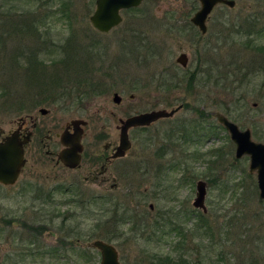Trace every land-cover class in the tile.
Wrapping results in <instances>:
<instances>
[{
	"label": "rangeland",
	"instance_id": "obj_1",
	"mask_svg": "<svg viewBox=\"0 0 264 264\" xmlns=\"http://www.w3.org/2000/svg\"><path fill=\"white\" fill-rule=\"evenodd\" d=\"M0 5L2 12L14 16L11 21L19 22L23 13L41 16L46 29H41L42 35L49 38L51 52L41 55L43 62H36L39 69L34 74L30 62H12L0 53V131L6 133L29 112L37 113L43 133L48 128L59 131L67 120L81 118L88 121L87 143L104 129L118 133L119 118L182 104L173 117L129 131L131 148L112 165L107 180H85L84 166L75 172L62 165L54 168L52 162L35 164L32 140L18 181L0 185V264L16 260L18 264H77V245L63 248L61 244L67 235L89 248L87 264H98L99 252L90 242L106 241L97 237L103 230L117 248L121 264H264V200L258 197L255 174L248 172L249 157L235 158V145L215 116L224 114L240 129L249 128L252 140L264 143V0H235L233 8H213L207 32L217 42H212L214 49L205 48L209 62H197L203 56L188 43V32L169 29L175 22L172 17L182 21L177 27L190 29L199 0H145L136 9L121 11L122 22L107 33L98 32L89 22L94 0H41L39 4L0 0ZM231 23L240 32L229 35ZM1 35L5 38L6 33ZM68 37L76 48L70 47L66 54ZM181 50L188 54L185 68L176 63ZM68 55L77 60L65 69L62 64L67 60L64 65H69ZM77 62H87L85 74L95 81L91 79L94 87L81 84L86 95L79 103L77 76H66L77 72ZM193 72L199 80L191 79L192 86L181 80ZM57 77L62 87L53 89ZM64 86L75 90L59 99ZM114 92L121 96L118 105L111 100ZM40 107L49 112L38 114ZM191 129L198 132L199 142L183 132ZM102 143L98 140L96 148ZM199 179L207 184V211L201 223L191 215L187 219L185 213L194 209ZM60 189H67L75 200L111 195L105 198L123 202L124 207L127 202L125 215L132 219L104 221L108 215L100 204L67 203L68 195ZM166 211L175 230H168V224L164 229L154 224ZM97 221L111 224L110 228L99 229ZM23 224L40 227L35 241L27 238L33 232ZM44 246L61 249L44 256Z\"/></svg>",
	"mask_w": 264,
	"mask_h": 264
},
{
	"label": "water",
	"instance_id": "obj_2",
	"mask_svg": "<svg viewBox=\"0 0 264 264\" xmlns=\"http://www.w3.org/2000/svg\"><path fill=\"white\" fill-rule=\"evenodd\" d=\"M144 0H94V10L89 16V22L95 30L101 33H107L120 24L122 20L121 10L137 7ZM200 8L191 17V22L204 33L206 31V19L214 6L224 4L229 8L235 5L234 0H199ZM177 62L185 67L186 57L180 55ZM121 97L117 92L112 95V101L118 104ZM181 106L171 110L159 109L148 112H142L129 116L121 120L119 133V145L115 156H123L130 147L128 138V129L137 126H148L152 122L162 117L172 116ZM42 114L47 109L40 108ZM217 121L226 129L231 141L235 145L234 156L240 159L243 156L249 157L248 172L256 176L258 196L264 199V143L252 140L249 128L240 129L236 123L229 120L225 115L217 112ZM73 132L63 131L59 135L60 142L65 149L59 153L61 161L70 168L77 166L81 150V125L86 124L82 119L72 120ZM28 143V134L19 139L15 132H10L0 139V183L4 185L14 184L19 177L25 163L24 147ZM195 198L192 205L205 211L206 182L197 180L195 186ZM91 247L100 252V261L98 264H120L118 253L115 247L103 240L96 239L91 242Z\"/></svg>",
	"mask_w": 264,
	"mask_h": 264
},
{
	"label": "flooded vegetation",
	"instance_id": "obj_3",
	"mask_svg": "<svg viewBox=\"0 0 264 264\" xmlns=\"http://www.w3.org/2000/svg\"><path fill=\"white\" fill-rule=\"evenodd\" d=\"M217 5H224V4H217ZM138 6H140V5H138ZM137 7H133V8H137ZM199 8H200V2H199ZM193 14H192V16H193ZM209 15H208V17L206 19V31L204 33H202L199 30V28L197 26H195L191 22V17L192 16L190 17V29H189V26L188 27L187 26L186 27H181V26L177 27L182 22V21L178 20L177 17H172V18H175V22L172 23V26L169 27L170 32L173 31V30H178L179 31L178 34H183L184 32H188V35H189V37H188V40H189L188 43L191 46L195 47V51L199 55H202L203 56L202 59L199 58V57H197V62H201L202 60L204 62H209V54H208V51H206L205 48L206 47H210V48L213 47L212 49H214L215 44H212V42L213 41L217 42V37L213 33L212 34L211 33L209 34L207 32L208 31L207 23H208V20H209ZM121 22H122V20H121ZM183 25H188V22L186 24H183ZM202 50H203V53H202ZM182 54L185 55L186 62L188 64V54L186 52H183L182 50L179 52V55L176 57V63L179 64L177 62V58L180 55H182ZM187 64H186V66H187ZM181 67L182 68H185L183 66H181ZM199 72H200V70H199ZM197 76L198 75H194V72H193V73L189 74V76L184 75V78L187 77L185 79H188L190 81H191V79H193L194 82H197L199 80ZM205 78L208 79L209 76H206ZM191 84H192V82H191ZM77 103H79V102L77 101ZM120 103H121V100H120V102L118 104H120ZM118 104H116V105H118ZM178 106H181V107L176 112H178L182 108V104H180ZM40 108H44V107H40ZM39 109L37 110L38 111V114L43 115V116L46 115L49 112V110L47 109V112L45 114H42L39 111ZM152 110H159V109H150V110H146V111H142V112H148V111H152ZM165 110H167V109H165ZM142 112H138V113H135L133 115H136V114H139V113H142ZM175 113L172 116L162 117V118H159V119H168V118H171V117H173L175 115ZM216 113H215V116H216ZM133 115H131V116H133ZM127 117H129V116H127ZM127 117H125V118H119L118 119V124L116 125V129H117L118 133L117 132L114 133V132H112L110 130H105L104 129V132L103 133H98L95 136H92V139L89 140L87 143H85L84 140H85L86 134H87L86 133V128H87V125H88V121L82 119V120H84L86 122V124L81 125V128H82V131H81V140H80L81 150L79 151L80 158H79V162H78L77 166L74 167V168L67 167L61 161V159L59 158L60 151L62 149H65V146H63L61 144V142H60L59 135L63 131H66L68 133H72L73 132L72 120H74V119H81V118H72V119L67 120L60 127V130L59 131L56 130V129H53V128H50V129L48 128L46 130V132L43 133V131L45 129H43V125L41 124L40 118L37 116V113L29 112V113H26L25 116L19 117L18 120L16 121V123L14 124V126L11 129H9L6 133L0 131V139L3 136H5L6 134H9L10 132H15L16 135H17V137L20 140L23 139V137L28 134V143L24 147V158H25L24 166L26 165V162H27V158L25 157V154L28 151L29 145L31 144V142L33 140V142H34V145H33L34 150L32 151L31 155L33 157V160H34L35 164H44V165H48L49 166V164L52 162V165H53L54 168H56L59 165H62L66 169H68V170H74L75 172H78V170L83 169L82 167L84 166V168H86V171H85L86 174L84 175V179L85 180L90 179L91 181H93V180H95L97 178H101L103 180H107V177L110 174V172L112 174V165L115 164V162H117L118 160H121L122 158H124L125 155L127 154V152L129 151V149L131 148V145L132 144H131V141H130V138H129V131L131 129L144 130L148 126L152 125L153 123H155L156 121L159 120V119H157L156 121L152 122L148 126H137V127H131V128H129L128 131H127V133H128V138H129V141H130V147L125 152V154L123 156H115V154L117 152V147L119 145V133H120V127H121V120H124ZM216 120H217V118H216ZM183 132H185L187 135L192 136L197 142H199V140H197L196 137H195V134H198V132L193 131L192 129L189 130V131H183ZM98 140L101 141V142H103V143L100 144L98 146V148H96V142ZM57 147H60V148L57 150ZM35 164H33V165H35ZM24 166H23V168H24ZM21 172H22V170H21ZM20 175H21V173H20ZM19 178L20 177L17 178L16 182L18 181ZM99 181L102 182V183H104V181H101V180H99ZM14 184H11V185H14ZM0 185L1 186H11V185H4V184H1V183H0ZM114 186H115V184H112L111 187H114ZM76 191H77V183H76ZM58 192H60L61 194L68 195V198H66V200H65V201H67V203H72V202H75L76 203L77 202V205L78 204L81 205L82 203H84L85 206L88 203L89 204H92L93 203V205L100 204L101 205V208H103V210L105 212V215H108V217H106V219L104 221H106V220H108V219L111 218L112 221L114 219H117V220H121V222H124L125 220H127L126 222H128L129 219L130 220L132 219L130 216L129 217H126V215H125V212L128 213V211H129V209L127 208L128 207L127 202L125 203V206L126 207H124L123 206V204H124L123 202H120L118 200H115V201L111 202L109 199L105 198V197H113L111 195H101V196H97V197L91 198L92 199L91 201H90V199H88L86 201L83 198L82 199H79V200H75V197L73 195L69 194V192H68L67 189H60V190H58ZM101 202H103V203H101ZM109 204H111L112 208L111 207H108ZM204 204H205V200H204ZM91 207H92V205H91ZM93 208H96V207H93ZM149 208L152 209L153 208V205L152 204H149ZM193 208L194 209L192 210V213H189V212L187 213V216H186L187 219H190V215L194 219V216L193 215L194 214H197V216L198 215H201V217H199V216L198 217L203 222V217H206V215H205V213L207 211L206 206H205V211L203 209H200V208H195L194 206H193ZM197 210H201L202 211V214L201 213H198ZM169 213H167V211H166L163 216L161 214H159V218L154 221V224H156V225L158 224L157 225L158 228L160 226H165L167 224V220L165 219V217L167 216V218H168V214ZM103 222L102 221H100V222L97 221L95 225L99 229H101L103 225H105V228H108V227L110 228V225L111 224H102ZM23 225L27 227V230H29L30 232H33V234H31V236L30 237L28 236L27 238H33L31 240L32 241H35L34 235H36L37 233L40 232V227L39 226L27 225V224H23ZM172 230H175V229L172 227ZM104 233L105 232L103 230L102 231V234H100L97 237L107 238L108 241L107 240L105 241V240L100 239V238H95L93 240L100 239V240H103V241H105L107 243H110V238L106 237L104 235ZM106 234H108V232H106ZM65 238H67L68 241L65 240V239H64L65 241H62V242H67V244L65 246L62 245L63 248H65L66 246H68L70 244H72V247L74 246L73 244H76L77 245V243H76L77 237L74 240H69L70 235H67V236H65ZM36 241H38V240L36 239ZM91 242H90V246H91ZM110 244H112V243H110ZM93 249H96V248H93ZM115 249H116V251L118 253V250H117L116 247H115ZM96 250L99 252L98 249H96ZM44 254L49 255V249L47 247H45V246L43 248V251L41 252V255H44ZM46 255H44V256H46ZM99 255H100V252H99ZM42 258H44V257H42ZM118 260H119V253H118ZM119 263H120V260H119ZM15 264H18V260L15 261Z\"/></svg>",
	"mask_w": 264,
	"mask_h": 264
},
{
	"label": "trees",
	"instance_id": "obj_4",
	"mask_svg": "<svg viewBox=\"0 0 264 264\" xmlns=\"http://www.w3.org/2000/svg\"><path fill=\"white\" fill-rule=\"evenodd\" d=\"M9 2H14L16 4L20 3L22 0H8ZM36 2L37 4H39V2H41V0H24V2H26V4H30V2ZM1 6V5H0ZM132 9H136V8H130L127 9L125 11L128 10H132ZM10 10V9H8ZM33 13V12H32ZM27 16L25 13L20 15V19L19 22H15V21H11L9 18L10 17V12H2V9L0 7V53L7 54L9 55V59L12 62H30L29 64V68L31 69L32 72L30 73H35V71L37 69H39L38 63L36 62H43V58L41 57V55H50L51 52L49 50V47H47V43L46 40L49 38L43 37L42 35V31L41 29H45V25L43 26V19L41 16L39 15H30L28 17H24ZM7 17V18H6ZM251 17V16H250ZM11 19H14V16H12ZM246 22L249 23L250 26H252V22L251 20H249L248 18H246ZM44 22V21H43ZM231 28L228 29L229 35H231L234 32H240V28L239 26L236 27V25L234 23H231ZM16 32V34H15ZM250 32V31H249ZM249 32H245L244 34H247ZM2 33H6L5 38H3V36L1 35ZM21 34V35H19ZM25 36V37H24ZM15 39H18L17 41H15ZM73 38L68 37L66 43L67 45H69V47L67 48V50L65 51V53L67 54L68 51L71 50V48H76L75 46H71L70 42H72ZM10 41V52L6 53L8 50H6V46H7V42ZM94 44V42L92 43ZM91 44V45H92ZM63 47V46H60ZM71 47V48H70ZM75 50V49H73ZM6 51V52H5ZM20 51V53H19ZM3 57V56H2ZM0 57V59L2 58ZM68 61L69 65H64L67 63V60L63 61V68L66 69V67H70L73 65L72 62H76V60L74 59L73 61H71V57L70 55H68ZM87 62H77L78 65V70L73 71L72 74H68L66 76H70V75H76L77 76V81H76V90H77V101L81 102V100L84 98V96L86 95L85 92L86 91H82L81 90V84L85 85V86H90V87H94V79L91 78L89 75L85 74V66H86ZM66 66V67H65ZM83 70V71H82ZM93 79V81L91 80ZM182 81H186L190 86L191 85V81L188 79H185L184 76H182ZM53 85L54 88H56V86L58 87H62L61 86V80H59V78H55V80L53 81ZM66 86V85H65ZM64 86V90L62 92L61 95L58 96L59 99H64L65 97H70V94L72 93V91H74L75 89H68L67 87ZM177 87V86H176ZM96 93V91H93ZM186 216L188 212H185ZM199 217H201V215H198ZM197 215H195L194 217V221H198L200 222V218ZM165 219L167 220V227L168 230L172 229V227H170L169 224L171 223V217L167 216L165 217ZM202 222V221H201ZM200 222V223H201ZM160 228L164 229V226H160ZM106 230L108 228H105ZM67 244V242H62V245L65 246ZM72 245V244H70ZM75 248V247H72ZM52 249V250H50ZM49 249V253H57V251L60 252V247H54V248H50ZM89 248H85V247H80L77 244V264H87L88 263V259L90 257L89 254ZM54 259V258H53Z\"/></svg>",
	"mask_w": 264,
	"mask_h": 264
}]
</instances>
